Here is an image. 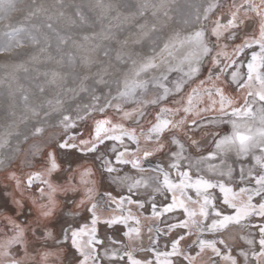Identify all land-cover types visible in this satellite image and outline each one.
<instances>
[{
  "label": "snow or ice",
  "instance_id": "snow-or-ice-1",
  "mask_svg": "<svg viewBox=\"0 0 264 264\" xmlns=\"http://www.w3.org/2000/svg\"><path fill=\"white\" fill-rule=\"evenodd\" d=\"M238 15L193 42L144 124L94 120L60 142L59 160L0 187V264H21L32 225L39 264H264V0L247 24ZM63 166L77 171L61 177ZM233 225L255 229L250 252L227 247Z\"/></svg>",
  "mask_w": 264,
  "mask_h": 264
},
{
  "label": "rangeland",
  "instance_id": "rangeland-1",
  "mask_svg": "<svg viewBox=\"0 0 264 264\" xmlns=\"http://www.w3.org/2000/svg\"><path fill=\"white\" fill-rule=\"evenodd\" d=\"M251 4L252 0H0V187L13 189L15 179L23 181L45 167L53 152L59 160L60 142L73 132L87 135L94 120L129 113L130 125L144 124L156 106L160 85L175 79L178 73L172 69L194 54L197 34L210 37L217 23L231 19L235 8L240 13L236 23L247 24L243 13ZM210 140L209 134L199 143ZM189 153L195 155L191 149ZM85 166L96 169L100 178L95 157H87ZM76 171L63 166L59 175ZM33 226L25 229L27 256L21 264H39ZM222 238L234 253L250 252L252 246L242 250L240 243L255 239V229L233 225ZM147 244L145 230L136 247ZM44 247L56 250L52 241ZM56 261L51 256L46 264Z\"/></svg>",
  "mask_w": 264,
  "mask_h": 264
},
{
  "label": "flooded vegetation",
  "instance_id": "flooded-vegetation-1",
  "mask_svg": "<svg viewBox=\"0 0 264 264\" xmlns=\"http://www.w3.org/2000/svg\"><path fill=\"white\" fill-rule=\"evenodd\" d=\"M197 131H198V130H197ZM248 240H249V238L246 239V240H244V241H242V242L240 243V245H242V248H241L242 250L251 246V245H249V244L247 243Z\"/></svg>",
  "mask_w": 264,
  "mask_h": 264
},
{
  "label": "bare ground",
  "instance_id": "bare-ground-1",
  "mask_svg": "<svg viewBox=\"0 0 264 264\" xmlns=\"http://www.w3.org/2000/svg\"><path fill=\"white\" fill-rule=\"evenodd\" d=\"M204 39V36L201 35L200 37H198V40H203Z\"/></svg>",
  "mask_w": 264,
  "mask_h": 264
}]
</instances>
